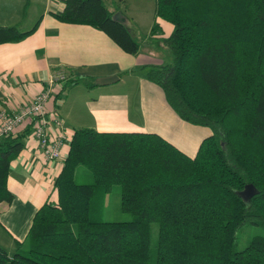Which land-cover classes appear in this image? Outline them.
<instances>
[{"label": "trees", "instance_id": "trees-1", "mask_svg": "<svg viewBox=\"0 0 264 264\" xmlns=\"http://www.w3.org/2000/svg\"><path fill=\"white\" fill-rule=\"evenodd\" d=\"M63 5L59 22L90 26L126 54L139 53L143 40L113 21L116 12L101 0ZM154 15L173 26L162 41L173 64L150 66L145 78L182 121L211 135L189 158L154 134L74 131L56 200L38 209L14 255L0 247V264H264L263 237L235 251L241 227L264 229V0H155ZM156 31L154 24L150 35ZM31 32L0 28V44ZM33 123L0 140V211L13 200L10 165ZM79 168L91 182H78ZM116 186L130 222L100 218Z\"/></svg>", "mask_w": 264, "mask_h": 264}, {"label": "crops", "instance_id": "crops-1", "mask_svg": "<svg viewBox=\"0 0 264 264\" xmlns=\"http://www.w3.org/2000/svg\"><path fill=\"white\" fill-rule=\"evenodd\" d=\"M63 7V0H0V28L17 26L21 33L32 31L19 42L0 44V113H15L45 89L53 73L63 72L67 81H90L64 88L65 81L54 90L55 101L52 110L48 103L46 116L51 134L60 131L51 118L60 121L64 132L71 135L79 129L154 134L194 158L211 131L182 121L163 91L146 80L148 68L161 66V62L142 54L141 49L135 56L126 54L90 26L59 22L55 15ZM122 17L121 23L129 29L127 17ZM154 24L159 31L151 36ZM172 31L173 26L156 19L153 10L147 42L163 41ZM107 77L115 80L106 86L96 84L97 79ZM69 143L61 159L46 163L29 135L23 151L11 163L7 186L13 200L0 211V232L9 241L13 255L16 242L26 239L38 209L56 200L54 182Z\"/></svg>", "mask_w": 264, "mask_h": 264}, {"label": "rangeland", "instance_id": "rangeland-1", "mask_svg": "<svg viewBox=\"0 0 264 264\" xmlns=\"http://www.w3.org/2000/svg\"><path fill=\"white\" fill-rule=\"evenodd\" d=\"M103 5L111 12L121 13L127 17L129 22V31L139 40H143L141 53L152 56L157 62L162 65H172L173 57L167 47L164 46L162 40H152L147 42L145 39L152 22V15L155 5V0H101ZM115 14V15H116ZM146 43V44H145ZM55 96L50 99L49 109L52 110V103L55 101ZM70 142L71 134L67 135ZM78 182L89 183L92 181L90 174L83 168L76 171ZM100 218L104 222H130L132 216L121 211V192L119 187H113L105 196L100 212ZM254 237L264 238V229L260 227L245 225L237 231V239L235 251L244 250ZM153 243L156 241V225L152 226ZM0 247L8 254L13 255V250L10 247L9 241L4 239L0 232ZM27 245H23L21 250H27Z\"/></svg>", "mask_w": 264, "mask_h": 264}, {"label": "built area", "instance_id": "built-area-1", "mask_svg": "<svg viewBox=\"0 0 264 264\" xmlns=\"http://www.w3.org/2000/svg\"><path fill=\"white\" fill-rule=\"evenodd\" d=\"M65 81L67 76L63 72L53 73L45 89L30 103L23 105L10 115L0 113V140L4 136L22 132V129H26L30 123L34 122L30 136L36 141L42 160L49 163L61 159L62 150L68 141V134L64 132L60 121L54 118L50 120L60 131L58 134H51L48 127L49 119L47 120L46 116L48 103L54 96V90Z\"/></svg>", "mask_w": 264, "mask_h": 264}, {"label": "water", "instance_id": "water-1", "mask_svg": "<svg viewBox=\"0 0 264 264\" xmlns=\"http://www.w3.org/2000/svg\"><path fill=\"white\" fill-rule=\"evenodd\" d=\"M113 21L116 22H123L124 19L120 13H117L116 15L113 16L112 18ZM115 80V77H107V78H101L96 80V84L99 86H106L108 84H111ZM252 191L251 188H247L243 193H241V196L243 199H249L250 197L248 196V192Z\"/></svg>", "mask_w": 264, "mask_h": 264}]
</instances>
